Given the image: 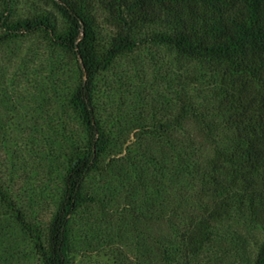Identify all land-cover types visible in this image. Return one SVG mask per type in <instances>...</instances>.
Wrapping results in <instances>:
<instances>
[{
    "label": "trees",
    "instance_id": "1",
    "mask_svg": "<svg viewBox=\"0 0 264 264\" xmlns=\"http://www.w3.org/2000/svg\"><path fill=\"white\" fill-rule=\"evenodd\" d=\"M24 3L0 0V88L35 87L44 108L54 100V117L26 116L23 135L33 144L47 127L61 184L41 227L0 175V248L13 250L17 227L41 264H70L84 216L105 224L116 264H264V0H103L114 29L104 48L94 0ZM30 42L50 65L17 71ZM139 51L156 71L148 120L140 107L123 121L99 104L98 79Z\"/></svg>",
    "mask_w": 264,
    "mask_h": 264
},
{
    "label": "rangeland",
    "instance_id": "2",
    "mask_svg": "<svg viewBox=\"0 0 264 264\" xmlns=\"http://www.w3.org/2000/svg\"><path fill=\"white\" fill-rule=\"evenodd\" d=\"M102 1L94 0L96 10L93 17L98 44L104 48L114 35V29L107 21L108 14L103 9ZM18 3L22 11L29 8L24 5V0H18ZM20 47L22 48L19 51L20 55L27 53L30 60L25 64L17 62L18 65L15 67L17 71L25 70L24 66L33 69L40 63L43 69L49 67V60L30 55L34 53L31 51L36 49L34 42L23 44ZM161 56H164L163 63L171 66V57L166 56L164 52ZM64 61L65 59L62 58V62ZM163 67L159 68L161 74L165 71ZM12 70L13 68H8L9 73ZM155 72L151 66L148 67V51H139L133 55L118 58L107 71L99 76L97 87L99 104L106 109H113L114 117L122 115L123 121L127 119L133 121L140 107H146L145 113H147L148 120V87ZM26 88H28L26 85L20 83L11 86L10 82H7V86L3 88L7 94L0 88L2 101L0 104V175L9 181L14 198L24 208L29 218L37 219L39 225L44 227L56 208L61 184L60 170L53 164L54 158H52L49 144L41 142L47 127L42 124L41 129L37 126V132L31 133L34 139L33 144H30L31 141L28 140L26 134L23 135V132L24 129L27 130V126H33L32 122L27 121L26 116H33L37 119L54 117L57 107L52 100L53 105L44 108L42 98L47 99L48 94H37L35 87H29L24 95ZM38 123L41 124L42 119H39ZM101 216L103 219L106 218L104 213L100 214ZM80 219L75 224L73 246L69 253L70 264H116L110 251L104 247V240L107 238L105 235L108 232V229L104 227L105 224L93 227L84 216ZM91 229H94V235H91ZM12 232L14 235L13 250L6 249V246L0 248V264H41L32 249L31 240L17 227H14ZM239 232L244 233L241 230ZM246 236L248 251L253 254L255 246L250 243L254 239L260 240L261 234L252 230L246 233ZM203 260L207 261L205 256ZM228 262L224 261L223 264H228Z\"/></svg>",
    "mask_w": 264,
    "mask_h": 264
}]
</instances>
